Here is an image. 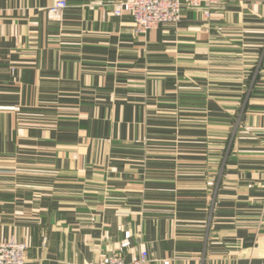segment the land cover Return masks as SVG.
Segmentation results:
<instances>
[{"label":"crops","instance_id":"1","mask_svg":"<svg viewBox=\"0 0 264 264\" xmlns=\"http://www.w3.org/2000/svg\"><path fill=\"white\" fill-rule=\"evenodd\" d=\"M123 0H0V240L264 264V0L145 34Z\"/></svg>","mask_w":264,"mask_h":264},{"label":"built area","instance_id":"2","mask_svg":"<svg viewBox=\"0 0 264 264\" xmlns=\"http://www.w3.org/2000/svg\"><path fill=\"white\" fill-rule=\"evenodd\" d=\"M230 0H123L117 3L113 14L122 16L125 12L133 18L134 31L145 34L160 25H176L181 21L184 9L202 10L205 18L210 19L212 12L225 5ZM68 8V0H56L48 8L51 18L59 17ZM264 214V201L262 204ZM28 245L13 239L0 240V264H26ZM149 255L146 249H141L140 255L131 261H126L118 254L103 257L97 262L81 264H148Z\"/></svg>","mask_w":264,"mask_h":264}]
</instances>
